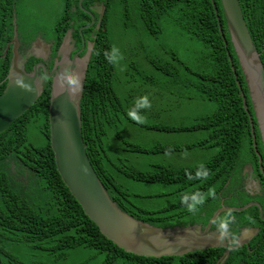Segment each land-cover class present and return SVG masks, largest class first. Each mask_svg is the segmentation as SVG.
<instances>
[{"label":"trees","instance_id":"trees-1","mask_svg":"<svg viewBox=\"0 0 264 264\" xmlns=\"http://www.w3.org/2000/svg\"><path fill=\"white\" fill-rule=\"evenodd\" d=\"M20 0H0V93L5 88L12 51L3 56L14 34L15 25L21 51L28 47L16 14ZM105 1V0H104ZM215 2L224 37L219 30L212 2ZM106 0L107 10L101 19L80 102L81 128L87 155L110 197L119 207L136 218L156 226L184 225L203 222L221 205L240 182L236 175L244 161L258 163L253 147L249 115L243 106V90L249 112L253 115L249 90L244 80L233 45L230 41L220 0ZM253 43L264 68V0H239ZM72 2L75 12L71 11ZM90 3L91 0H86ZM84 2L83 4H85ZM82 11L77 0H64V21ZM119 13V21L126 28L135 24L157 33L166 24L195 39L202 46L200 65L204 70H188L195 78L179 73L168 74L182 90H191L193 99H205L215 104L208 114L191 123L151 124L132 116V106L125 96L120 98L114 87V43L110 36V18ZM73 12V13H72ZM16 15H15V14ZM15 15V16H14ZM68 15V16H67ZM87 16V15H86ZM16 17V19H15ZM68 17V18H67ZM88 20L89 17L87 16ZM15 19V20H14ZM132 19V21H131ZM80 19L74 31L86 23ZM129 21H131L129 23ZM20 31V32H19ZM86 33L89 28L83 29ZM155 35V34H154ZM226 41V43H225ZM232 58V63L229 60ZM153 64L163 71L161 58L151 57ZM177 67L183 61L175 60ZM168 65V63H167ZM205 65V66H203ZM235 68V72L232 69ZM26 69V68H25ZM177 69H175V72ZM239 81L240 87L237 83ZM169 90L174 87H168ZM50 87L9 127L0 133V260L2 264H216L224 247H212L184 255L146 257L126 252L106 238L97 225L85 215L78 201L62 181L49 140ZM191 99V96L188 100ZM134 109V108H133ZM134 127L165 133L199 135L195 141L182 143L156 142L147 146L135 139L120 137L116 130L124 123ZM256 137L259 138L256 127ZM38 127L42 140L32 137ZM113 130L110 141V130ZM112 142L111 145H109ZM116 143L121 145L116 147ZM213 148L215 153L207 161L194 165L174 166L162 162L150 168L139 167L134 160L138 154L173 153L182 150ZM259 151L261 148L258 145ZM247 154V155H246ZM132 155V156H131ZM13 167V168H12ZM170 186L168 194L178 198L159 210H148L129 199L130 191L124 180ZM144 197V195L134 194ZM239 203L247 201L245 191L239 192ZM225 205L236 204L225 199ZM259 209L251 205L244 210H224L213 227L228 226L235 239L241 227H257L258 232L249 243L231 249L222 264H264V220L253 221ZM250 219L251 221H231ZM190 219L205 221H186ZM217 219V220H218ZM259 219V217H258ZM185 220V221H184ZM73 258V260L70 259ZM217 264H220L218 262Z\"/></svg>","mask_w":264,"mask_h":264},{"label":"water","instance_id":"water-1","mask_svg":"<svg viewBox=\"0 0 264 264\" xmlns=\"http://www.w3.org/2000/svg\"><path fill=\"white\" fill-rule=\"evenodd\" d=\"M212 3L219 30L225 38L216 4L214 1ZM220 3L230 41L249 90L253 115L248 110L245 94L237 80L243 98V106L249 115L253 147L257 151L253 118H255L260 137L264 142V70L260 54L253 43L244 19L240 1L220 0ZM102 15L103 7L100 9L101 18ZM9 44H12V55L6 75V86L0 93V133L35 103L43 89L37 64L31 71L25 69V62L28 58L39 57L37 52L41 48L42 42L37 39L25 52H19L15 25L13 38L8 43V47ZM66 45L67 40L64 41L62 48L67 47ZM7 49L6 47L3 56ZM90 56L91 52L89 51L75 68L70 69L69 75H62L60 70L56 69V65L54 66L57 76L51 82L49 96V140L54 153L56 169L62 181L78 201L85 215L97 225L100 232L126 252L146 257L181 256L196 250L224 247L225 250L218 260L222 264L231 249L241 246L246 239L254 236L258 229L244 228L236 243L232 244L225 230L221 232L216 229L210 230L213 220L224 210L239 211L253 203L234 208L220 205L210 217L205 228L197 223L187 226H156L121 209L117 202L110 197L98 177L83 141L80 102ZM229 60L232 63L230 56ZM41 65L44 75L51 77L53 70L49 72L45 65L42 63ZM232 69L235 72L234 66ZM235 77L238 79L236 72ZM259 159L261 162L260 156ZM0 264H2L1 260Z\"/></svg>","mask_w":264,"mask_h":264},{"label":"rangeland","instance_id":"rangeland-1","mask_svg":"<svg viewBox=\"0 0 264 264\" xmlns=\"http://www.w3.org/2000/svg\"><path fill=\"white\" fill-rule=\"evenodd\" d=\"M15 10L20 18L19 28H22L26 37L45 39L53 34L54 24L64 10V0H20L17 2ZM90 18L93 19L90 16L89 20ZM89 20L87 19L86 22ZM110 24V36L114 43L112 51L115 68L114 87L120 98L124 96L128 98L132 106V116L140 118V121L148 122V124L191 123L194 118L214 110L213 102L205 99H193L191 90H182L175 82L168 81V74H176L179 71L180 74L191 79L195 77L188 70H204L200 65L203 49L195 39L188 40L187 35L178 31L172 24H166L157 33H151L137 24L134 27L125 28L119 21L117 11L111 16ZM151 57L161 58L163 61L171 60V62H167L168 65L162 63L166 64L162 65L164 68L162 71L160 67L153 64ZM175 60L183 61L182 66L178 68L174 64ZM175 69H177L176 72ZM168 87H174V89L169 90ZM190 96L191 99L188 100ZM145 98L150 107L143 106ZM164 103L169 105V108L162 107L161 105ZM171 103L173 104L170 106ZM116 128L110 130V141L113 130ZM116 132L120 137L129 140L135 139L149 147L156 142H180V140L186 142L200 138L199 135L193 134L146 130L128 123H124ZM40 133L38 127H34L32 137L38 142L42 140ZM111 144L112 142L109 145ZM115 145L118 147L121 144L116 143ZM209 146L207 149H193L183 153L135 154L134 160L139 164V167L144 169H148L152 164L158 162L174 166L194 165L212 157L215 150ZM124 185L131 192L129 199L144 209L159 210L178 201V198L168 194L171 188L167 185L140 182L130 178L124 180ZM134 194L144 195V197ZM70 259L73 260L72 257Z\"/></svg>","mask_w":264,"mask_h":264},{"label":"flooded vegetation","instance_id":"flooded-vegetation-1","mask_svg":"<svg viewBox=\"0 0 264 264\" xmlns=\"http://www.w3.org/2000/svg\"><path fill=\"white\" fill-rule=\"evenodd\" d=\"M84 2H86V0H77V3L80 9L82 10L79 12L81 17H79L77 13H74L76 14V18L72 17V19L69 20L68 22L70 26H67V22L64 21V18H63V15H66V14H61L58 20L56 21V23L54 24V29H53V34H52L53 38L52 36H50V37H46L45 39L43 38L39 39L42 42L41 48L37 52L38 53L37 56L39 57L32 56L28 58L27 61L25 62V68L27 71H31L33 69V66L37 64L38 74L40 75L42 79L43 90L35 102L39 101L40 97H42L43 95H46V90H47L48 85L51 89V82L53 78L57 76V71L56 70L54 71L55 65H56V69H59L62 75H69L70 69L75 68L79 64V62L85 58V56L87 55L89 51L92 54L93 48L96 44V39L98 37L97 30H99L101 27L102 18L100 17V9H102L103 7V15H104L105 10H107L105 3L107 4V6H108V3L106 2V0L105 1L104 0H91L90 3L86 2L85 4H83ZM72 3L73 4L71 6V11L75 12V9H76L75 3L74 2ZM98 8L99 10H97ZM86 15L88 17L90 16L93 17V19L90 18L89 22L81 24L78 30L79 34H76L73 26L75 24H78L80 19L87 20L88 18ZM85 28H89L90 31L85 33L83 31V29ZM17 35H18V31H17ZM27 37L29 38L26 41H29V43L25 51L30 47V45L35 40H37V38L33 36H27ZM49 38H52V39H49ZM65 40H67V47L62 48ZM10 41H8V43ZM18 41H19V46H18L19 52L21 53L25 52V51H21L22 44L19 39ZM8 43L6 47L8 49L10 48V50L12 51V44H9V47H8ZM41 63L48 68L49 72L53 70V74L51 77H47L44 75V70H43ZM263 80H264V76H263ZM256 127H257V124H256ZM257 130H258V127H257ZM258 134H259V131H258ZM258 145L261 148V152L259 151V149H257L258 163L256 164V162L253 160L244 161L241 166V169L239 170L240 172H238L236 175V178L240 181L237 184L236 189L233 188V190L230 192V195L223 197L221 200V205H224L225 207H228V208L243 207L248 203H253L252 205L257 206L259 209V213H258L259 219L258 217H256L253 221H263L264 220V142L262 138L260 137V134H259V138L256 137V147L257 148H258ZM259 156L261 157V162H260ZM242 191H245L246 195L248 196L247 197L248 199L247 201H245V203L238 204L240 201L238 193ZM225 199H229L231 202H235L236 204L233 203L230 205H225V201H226ZM248 207L244 209H247ZM228 210L235 211L232 209H228ZM229 217L231 221H251L250 219H244V218L234 219L233 216H229ZM217 219L218 217L215 218V220L213 221H228L225 218H220L218 220ZM209 220H210V217L206 221L208 222ZM186 221H205V220L190 219ZM207 222L205 224H203V222H191V223H186L181 226H187L188 224L197 223V224H200L202 228H205V226L207 225ZM213 224L211 225L210 230L216 229L219 232L225 230V232L228 233V236L231 239L232 244L236 243V240L238 236L240 235V233L242 232V230L244 228H248V227H241L239 234L234 239L230 236L229 232L227 231L228 226H223L222 228H219L218 226L213 227ZM256 226L257 227H253V228L259 229L258 225ZM251 238L246 239L243 242V244L245 245L249 243ZM226 242L228 243L227 239H226Z\"/></svg>","mask_w":264,"mask_h":264},{"label":"crops","instance_id":"crops-1","mask_svg":"<svg viewBox=\"0 0 264 264\" xmlns=\"http://www.w3.org/2000/svg\"><path fill=\"white\" fill-rule=\"evenodd\" d=\"M163 104V103H162ZM173 103L170 104V106L172 105ZM162 107L164 108H169V105H167L166 103H164V105H161ZM157 124H168V123H157ZM139 127V126H137ZM141 128V127H140ZM165 133V132H164ZM178 134V133H177ZM181 134H184V133H181ZM168 143H182V140H180V142H168ZM191 150H182V151H178V152H173V153H183V152H189ZM168 165V164H167ZM184 165H188V164H182V165H178V166H184ZM191 165V164H190ZM177 166V165H176Z\"/></svg>","mask_w":264,"mask_h":264},{"label":"clouds","instance_id":"clouds-1","mask_svg":"<svg viewBox=\"0 0 264 264\" xmlns=\"http://www.w3.org/2000/svg\"><path fill=\"white\" fill-rule=\"evenodd\" d=\"M43 90V89H42ZM144 107H150V104L147 102L146 98H145V103L143 105ZM134 115V114H133Z\"/></svg>","mask_w":264,"mask_h":264}]
</instances>
